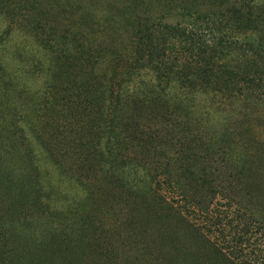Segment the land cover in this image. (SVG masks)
I'll return each instance as SVG.
<instances>
[{
  "label": "trees",
  "instance_id": "16d2710c",
  "mask_svg": "<svg viewBox=\"0 0 264 264\" xmlns=\"http://www.w3.org/2000/svg\"><path fill=\"white\" fill-rule=\"evenodd\" d=\"M56 16L28 18L45 58L0 68L4 235L37 244L43 264H118L127 241L149 257L264 264V8L198 14L204 29L138 22L132 50L109 57L87 17ZM228 23L244 35L213 32ZM36 147L81 185L75 207Z\"/></svg>",
  "mask_w": 264,
  "mask_h": 264
},
{
  "label": "rangeland",
  "instance_id": "374dc122",
  "mask_svg": "<svg viewBox=\"0 0 264 264\" xmlns=\"http://www.w3.org/2000/svg\"><path fill=\"white\" fill-rule=\"evenodd\" d=\"M33 2L37 5L36 8L33 7ZM233 7L241 8L246 15L255 16L264 8V0H0V68L1 66L9 69L14 66L22 68L30 61L33 54L37 58L46 57L35 43L36 32H32L29 25L34 26L29 21H35V19L28 21L30 16L31 18L41 17L39 20L46 23L47 20H53V15H57L60 21L57 24L60 26L65 25L61 22L65 23L69 20L79 22L78 18L87 17L88 23L94 26V35L99 42L95 46L96 50L101 51V55L109 57L111 50L114 53L116 51L117 54L132 50V24L162 22L204 29L211 25L198 14L218 11L228 13V10ZM27 10L30 12L32 10L29 17L30 12L27 13ZM213 32L234 37L244 35L242 29L231 23L226 24L222 31ZM39 35L47 37V33L42 32ZM260 35L264 37V32ZM24 102L21 101V103ZM209 107L198 104L196 108L200 114L211 117L210 113L213 109ZM43 109L41 121L46 123L54 118L56 110L51 103ZM214 121L219 120L214 118ZM35 152L44 164L43 166L49 170L52 181L56 185H61L62 191L67 192L61 201L70 207H75L85 196L81 185L60 177L54 165L48 162L38 147L35 148ZM224 169L223 172L231 171L230 167ZM222 179L225 186L231 182L229 179V181ZM223 187L219 186L218 190H223ZM217 198L221 196L218 195ZM58 199L59 195H56L53 202L57 203ZM36 245H29L27 241L19 237L4 235L0 222V264H43L31 258V252ZM121 252L124 255L119 259L118 264H197L196 260L191 261L182 257L172 259L168 256L165 259L156 256L149 257L144 254L141 247L131 241H127V245Z\"/></svg>",
  "mask_w": 264,
  "mask_h": 264
}]
</instances>
